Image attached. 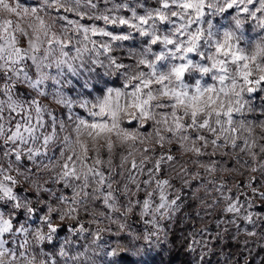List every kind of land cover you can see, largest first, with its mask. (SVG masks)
Returning <instances> with one entry per match:
<instances>
[{"label":"clouds","instance_id":"obj_1","mask_svg":"<svg viewBox=\"0 0 264 264\" xmlns=\"http://www.w3.org/2000/svg\"><path fill=\"white\" fill-rule=\"evenodd\" d=\"M264 0H0V264H264Z\"/></svg>","mask_w":264,"mask_h":264},{"label":"trees","instance_id":"obj_2","mask_svg":"<svg viewBox=\"0 0 264 264\" xmlns=\"http://www.w3.org/2000/svg\"><path fill=\"white\" fill-rule=\"evenodd\" d=\"M260 210H264V206H262Z\"/></svg>","mask_w":264,"mask_h":264}]
</instances>
